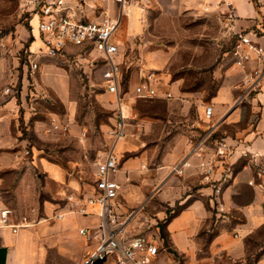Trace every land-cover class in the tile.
<instances>
[{
    "label": "crops",
    "instance_id": "1",
    "mask_svg": "<svg viewBox=\"0 0 264 264\" xmlns=\"http://www.w3.org/2000/svg\"><path fill=\"white\" fill-rule=\"evenodd\" d=\"M229 1L234 7V18L228 15L226 2ZM95 2L104 6L111 5L108 0H86L84 5L75 8L78 18L98 20L99 17L94 15ZM132 7L126 29L114 36L121 49L124 38L134 40L146 34L147 14L152 8L165 16H174L175 20H171L174 24H183L189 18L195 21L206 17L211 20V24L216 25L215 37L218 39L229 38L231 34L234 37L239 32H250L254 39L264 45V0H137ZM35 22L36 19L32 24L36 25ZM41 45L40 39L32 43L34 48ZM226 56L230 64L225 66L221 63L214 71L216 77H221V85L212 104L215 116L216 112H222L225 116V123L219 127L220 137L233 152V155L225 159L226 166H220L218 174V177L224 178L221 200L225 205V214L217 212L212 188L209 186L200 187L196 195L186 194V197L168 190L178 179L172 174L173 165L181 162L196 142L190 139V134L196 131L191 123L184 124L181 120L179 127L183 130L182 136L174 149L177 156L164 158L157 168H148L143 160L141 162L135 158L124 161L123 152L135 147L132 141L125 138L116 147L120 157V171L115 178L122 183L119 198L127 210L142 207L159 186L166 189L159 193L161 200H179L180 210L165 222L164 233L168 246L160 237L162 241L157 264H264L263 248L251 250L253 235L264 230V198L253 183V172L248 164L249 157L253 158L255 153L264 154V96L260 97L262 103L254 101L243 106L235 105L238 95L235 86L242 79L244 69L231 62L229 50L223 54L222 60ZM148 59L154 70L163 66L161 62L154 61L152 56ZM119 60L122 63L121 57ZM42 65L34 73H29V67L25 66V75L30 74L36 79L38 72H42L39 75L41 82L49 92L66 102L69 98L68 79L58 74L56 64ZM142 70L136 75V84L144 74ZM17 80L18 77L14 75L8 85L13 87L14 92ZM157 81L158 85L163 84L159 79ZM5 89L0 97V209L9 208L21 215L30 208H36L42 220L17 233L9 228H0V264H82L95 242L88 243L79 230L96 229L99 218L96 215L71 213L66 197L70 194L79 195L82 191L90 194L93 185L83 183L73 171L75 162L65 166L41 151L34 153L26 147L27 139L23 137L22 125L32 128L31 121L37 119L36 113L32 115L29 111L23 112V109L28 108L24 91L23 97H19L14 92L5 93ZM181 101L189 102L188 98ZM248 104L256 105L250 107ZM187 108L185 103L183 110ZM133 127L135 125L129 126L128 133ZM152 127V123H149L143 128H137L139 131H148ZM33 128L36 130L38 125ZM212 149L208 145V150ZM26 150L30 151V155H25ZM190 159L194 167L186 171V178L199 172L195 167L197 158L193 155ZM146 170H152L155 178L146 179L141 187L134 184V176ZM56 209L65 214L63 219L53 218ZM16 220L11 217L12 222ZM151 226L145 232H155L160 236L158 224ZM96 264L113 263L107 261Z\"/></svg>",
    "mask_w": 264,
    "mask_h": 264
},
{
    "label": "rangeland",
    "instance_id": "2",
    "mask_svg": "<svg viewBox=\"0 0 264 264\" xmlns=\"http://www.w3.org/2000/svg\"><path fill=\"white\" fill-rule=\"evenodd\" d=\"M108 1L110 6L95 2V16L101 19L119 14L120 4ZM129 16L123 17L116 36L126 29ZM30 18L20 10L19 0H0V97L16 75L18 80L14 93L23 97L24 91L28 104L23 112L36 113L37 118L31 121L33 125L30 129L22 125L23 137L27 139L26 147L34 153L41 151L65 166L75 162L73 171L83 183L93 184L95 162L108 149V131L114 122L116 108L114 96L107 92L102 79L104 60L97 49L84 51L80 48L69 49L70 55L66 57H38L39 66L54 63L59 68L58 74L68 79L69 98L66 102L61 101L39 79L42 72H38L36 79L24 73L23 68L36 58L32 52L38 53L39 48L32 46L39 37L33 31ZM174 18L152 8L147 14L146 34L134 40L124 38L122 43V90L132 107L130 122L135 125L126 137L135 147L124 151L122 158L124 161L130 158L143 160L148 168H157L164 158L177 156L174 149L182 136L183 130L179 127L181 120L184 124L191 123L197 131L190 134L191 140L209 130L215 122L218 121L217 129L225 123L222 112H216L213 122L208 121L205 109L213 104V98L221 85V77L214 75L215 68L221 63L225 66L230 64L227 56L225 60L222 58L231 47L233 35L225 39L216 38L217 27L206 17L195 21L189 18L183 24L171 22ZM149 56L163 64L159 70H155L157 79L163 83L159 84L160 93L169 90L174 98L142 100L134 97L132 91L136 85V75L142 69L144 73L154 70L149 65ZM186 98L188 103L181 101ZM185 103L188 108L184 111ZM248 105L253 107L256 104ZM53 118L68 122L69 132L63 134L51 130ZM149 123L153 125L151 130L139 131L137 128V124L145 127ZM36 125L38 128L35 130L33 127ZM200 174L199 171L188 178L174 175L178 179L168 190L185 197L186 194L196 195L200 187L209 186L202 181ZM148 178H155L152 170L138 173L133 182L141 187ZM162 191L166 189L157 187L142 207L135 209L136 217L131 224L135 228L134 232L144 233L152 224L164 226L180 210L179 200H161L159 193ZM260 247L264 251V230L254 234L251 239L252 251H258Z\"/></svg>",
    "mask_w": 264,
    "mask_h": 264
},
{
    "label": "built area",
    "instance_id": "3",
    "mask_svg": "<svg viewBox=\"0 0 264 264\" xmlns=\"http://www.w3.org/2000/svg\"><path fill=\"white\" fill-rule=\"evenodd\" d=\"M114 1L121 6L119 14L115 17L84 20L78 18L75 8L84 5L86 0H19L20 10L31 17L33 31L38 33L42 42L38 53L32 52L36 58L30 60L28 67L29 71L34 73L39 68V61L36 60L38 57H66L70 55L69 49L99 51V56L104 60L102 79L107 92L114 96L116 108L114 122L108 131V149L95 162L92 192L87 194L82 191L79 195L70 194L66 197L71 213L82 216L96 215L99 218L96 229L79 230L88 243L95 242L94 248L87 252L82 264L107 261H112L113 264H157L162 240L155 232L134 233L130 226L137 210H127L120 201L122 183L115 178L120 171V157L116 147L128 134L132 107L128 104L127 94L122 90V63L119 60L122 51L114 36L123 17L127 16V8L132 7L137 0ZM226 4L229 7V17L234 18L232 2ZM34 19L37 20L36 25L32 24ZM229 56L233 64L244 69L242 79L235 86L238 91L235 105L243 106L254 101L262 103L260 97L264 96V45L254 39L250 32H239L233 37ZM12 92L14 89L11 85L5 89L7 94ZM132 93L136 99L142 100L174 98L171 91L160 93L155 70L146 71L134 86ZM205 118L210 122L214 121L213 105L206 107ZM137 126L143 128L142 124ZM217 126L218 121L193 143L190 153L173 167L172 174L184 176L188 169L194 167L190 159L194 155L198 160L195 167L200 171L202 181L212 188L217 212L225 214V205L221 200L224 178L218 177V169L226 164L225 159L233 155V152L223 139L217 142L212 151L208 150L206 141ZM50 127L53 131L67 134L70 124L52 119ZM25 155H30V151L26 150ZM244 155L247 156V153ZM263 158L264 154L257 152L253 158L249 157L248 164L253 172V183L264 198ZM58 210H55L53 218L61 220L65 214ZM11 217L17 219L15 223L11 221ZM41 220L36 208H30L21 215L9 208L0 209V228H9L14 233L32 227ZM145 220L148 221V218Z\"/></svg>",
    "mask_w": 264,
    "mask_h": 264
},
{
    "label": "trees",
    "instance_id": "4",
    "mask_svg": "<svg viewBox=\"0 0 264 264\" xmlns=\"http://www.w3.org/2000/svg\"><path fill=\"white\" fill-rule=\"evenodd\" d=\"M121 83H122V79H121ZM156 99L167 100V99H164V98H156ZM207 131L203 132L201 135H199V137L195 138V141L200 139ZM219 140H221L220 131H219V129L216 128L214 130V132L210 135L208 140L206 141V144H207V146L209 145L210 147L214 148V147H216V144H217V142ZM164 225H165V223H164ZM158 226L160 227V237L165 240V245L167 246V240H166V236H165V233H164V226H160L159 224H158Z\"/></svg>",
    "mask_w": 264,
    "mask_h": 264
},
{
    "label": "bare ground",
    "instance_id": "5",
    "mask_svg": "<svg viewBox=\"0 0 264 264\" xmlns=\"http://www.w3.org/2000/svg\"><path fill=\"white\" fill-rule=\"evenodd\" d=\"M127 9H128L127 16H129V15H131V13H132L133 9H132V7H129V8H127Z\"/></svg>",
    "mask_w": 264,
    "mask_h": 264
}]
</instances>
